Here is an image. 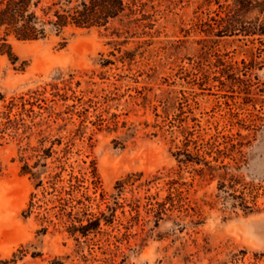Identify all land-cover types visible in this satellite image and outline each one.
<instances>
[{
	"label": "rangeland",
	"instance_id": "obj_1",
	"mask_svg": "<svg viewBox=\"0 0 264 264\" xmlns=\"http://www.w3.org/2000/svg\"><path fill=\"white\" fill-rule=\"evenodd\" d=\"M141 2L0 46V264H264V0Z\"/></svg>",
	"mask_w": 264,
	"mask_h": 264
},
{
	"label": "trees",
	"instance_id": "obj_2",
	"mask_svg": "<svg viewBox=\"0 0 264 264\" xmlns=\"http://www.w3.org/2000/svg\"><path fill=\"white\" fill-rule=\"evenodd\" d=\"M141 0H0V46L10 50L7 36L17 40L45 38L50 30L60 33L64 28L105 27L112 19L127 18L125 32L131 30L141 12ZM136 27L139 25L136 24ZM10 54V51H7ZM24 172H30L25 164ZM51 264H63L53 259Z\"/></svg>",
	"mask_w": 264,
	"mask_h": 264
},
{
	"label": "bare ground",
	"instance_id": "obj_3",
	"mask_svg": "<svg viewBox=\"0 0 264 264\" xmlns=\"http://www.w3.org/2000/svg\"><path fill=\"white\" fill-rule=\"evenodd\" d=\"M35 42V41H32V43Z\"/></svg>",
	"mask_w": 264,
	"mask_h": 264
}]
</instances>
